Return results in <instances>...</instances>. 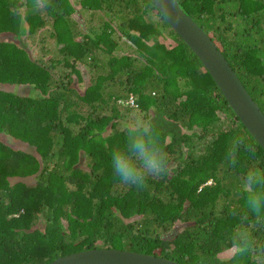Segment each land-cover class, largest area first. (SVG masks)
Returning a JSON list of instances; mask_svg holds the SVG:
<instances>
[{
  "label": "trees",
  "instance_id": "obj_1",
  "mask_svg": "<svg viewBox=\"0 0 264 264\" xmlns=\"http://www.w3.org/2000/svg\"><path fill=\"white\" fill-rule=\"evenodd\" d=\"M178 2L264 112V0ZM148 3L0 0V264L90 247L232 264L241 229L253 242L243 264H264V220L242 190L247 170L264 168V148ZM129 112L152 121L169 156L168 174L139 189L110 166ZM237 137L254 154L230 159Z\"/></svg>",
  "mask_w": 264,
  "mask_h": 264
},
{
  "label": "water",
  "instance_id": "obj_2",
  "mask_svg": "<svg viewBox=\"0 0 264 264\" xmlns=\"http://www.w3.org/2000/svg\"><path fill=\"white\" fill-rule=\"evenodd\" d=\"M159 11L208 70L233 111L264 148V112L207 31L179 4L161 0ZM162 10V11H161ZM46 264H184L166 256L117 247H90Z\"/></svg>",
  "mask_w": 264,
  "mask_h": 264
},
{
  "label": "clouds",
  "instance_id": "obj_3",
  "mask_svg": "<svg viewBox=\"0 0 264 264\" xmlns=\"http://www.w3.org/2000/svg\"><path fill=\"white\" fill-rule=\"evenodd\" d=\"M160 2L161 0H149L147 8L159 7ZM132 97L134 98L133 95ZM241 148L254 154V149L246 145L242 137H237L228 149L229 158L234 157ZM110 166L115 178L137 189L144 187L148 177L168 174L169 156L150 119L138 115L130 121L125 128L123 143L115 145L111 150ZM242 190L245 207L257 220H264V168H249L243 177ZM252 243L251 234L247 230L233 232L230 257L232 264H243L244 258L252 249Z\"/></svg>",
  "mask_w": 264,
  "mask_h": 264
},
{
  "label": "rangeland",
  "instance_id": "obj_4",
  "mask_svg": "<svg viewBox=\"0 0 264 264\" xmlns=\"http://www.w3.org/2000/svg\"><path fill=\"white\" fill-rule=\"evenodd\" d=\"M77 6H79L78 4H77ZM83 13V12H82ZM84 16L86 17V16H88V11L87 10H84ZM88 18V17H87ZM95 20H93V25H95L96 24V22H94ZM31 39V41H32V38H30ZM37 44H40L39 42H37ZM30 47L31 46H33V52H34V54H36V53H39V55H42V52H41V50L40 49H38V47L36 46V45H29ZM38 51V52H37ZM37 55V54H36ZM120 100V99H119ZM118 100V101H119ZM127 103V102H126ZM83 110H86L85 108H83ZM142 116L141 115V113L139 112V113H137V112H129V113H127V115L122 119V124L124 125V124H129L130 123V121L135 117V116ZM225 254H230V252H229V250H226V251H223V252H221V253H219V255H225Z\"/></svg>",
  "mask_w": 264,
  "mask_h": 264
},
{
  "label": "built area",
  "instance_id": "obj_5",
  "mask_svg": "<svg viewBox=\"0 0 264 264\" xmlns=\"http://www.w3.org/2000/svg\"><path fill=\"white\" fill-rule=\"evenodd\" d=\"M129 101H130L131 103L134 102V101H133V97H132V95L129 97Z\"/></svg>",
  "mask_w": 264,
  "mask_h": 264
}]
</instances>
